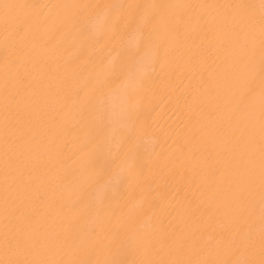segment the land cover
Returning <instances> with one entry per match:
<instances>
[{
  "label": "bare ground",
  "instance_id": "6f19581e",
  "mask_svg": "<svg viewBox=\"0 0 264 264\" xmlns=\"http://www.w3.org/2000/svg\"><path fill=\"white\" fill-rule=\"evenodd\" d=\"M0 264H264V0H0Z\"/></svg>",
  "mask_w": 264,
  "mask_h": 264
},
{
  "label": "rangeland",
  "instance_id": "374dc122",
  "mask_svg": "<svg viewBox=\"0 0 264 264\" xmlns=\"http://www.w3.org/2000/svg\"><path fill=\"white\" fill-rule=\"evenodd\" d=\"M127 26V25H126ZM127 28V27H126ZM126 28H123V26H121V29H122V31H124V29H126ZM121 29L120 30H118V32L116 33V35H117V39H119V37H120V34L122 33V32H120L121 31ZM115 39V38H114ZM113 42H114V40H113ZM112 42V43H113ZM86 116L87 115H84V118L86 119ZM87 147H89V145L87 146Z\"/></svg>",
  "mask_w": 264,
  "mask_h": 264
}]
</instances>
